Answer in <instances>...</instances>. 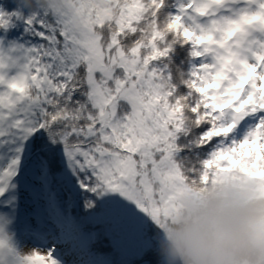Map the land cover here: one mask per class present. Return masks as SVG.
<instances>
[{
  "label": "snow or ice",
  "instance_id": "6c2138e0",
  "mask_svg": "<svg viewBox=\"0 0 264 264\" xmlns=\"http://www.w3.org/2000/svg\"><path fill=\"white\" fill-rule=\"evenodd\" d=\"M214 174L264 178V0H0V264H159Z\"/></svg>",
  "mask_w": 264,
  "mask_h": 264
},
{
  "label": "clouds",
  "instance_id": "9594fccd",
  "mask_svg": "<svg viewBox=\"0 0 264 264\" xmlns=\"http://www.w3.org/2000/svg\"><path fill=\"white\" fill-rule=\"evenodd\" d=\"M155 227L159 264H264V178H190Z\"/></svg>",
  "mask_w": 264,
  "mask_h": 264
},
{
  "label": "trees",
  "instance_id": "16d2710c",
  "mask_svg": "<svg viewBox=\"0 0 264 264\" xmlns=\"http://www.w3.org/2000/svg\"><path fill=\"white\" fill-rule=\"evenodd\" d=\"M102 247H103L104 251L108 250V246L106 244L103 245ZM111 258L116 260V261H119L121 259V257H119L118 255H115V254H113ZM132 259L135 260V258H132Z\"/></svg>",
  "mask_w": 264,
  "mask_h": 264
}]
</instances>
